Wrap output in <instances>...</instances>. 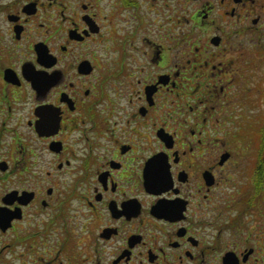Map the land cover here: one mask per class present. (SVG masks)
Wrapping results in <instances>:
<instances>
[{"label": "flooded vegetation", "instance_id": "flooded-vegetation-1", "mask_svg": "<svg viewBox=\"0 0 264 264\" xmlns=\"http://www.w3.org/2000/svg\"><path fill=\"white\" fill-rule=\"evenodd\" d=\"M262 38L264 0H0V264H264Z\"/></svg>", "mask_w": 264, "mask_h": 264}, {"label": "rangeland", "instance_id": "rangeland-1", "mask_svg": "<svg viewBox=\"0 0 264 264\" xmlns=\"http://www.w3.org/2000/svg\"><path fill=\"white\" fill-rule=\"evenodd\" d=\"M260 47L259 54L255 57V62H253V69L255 70L254 75L252 77V81L249 84H254L257 86L259 91V96L264 95V39L262 38L258 47ZM251 68V66H250ZM260 112V122H264V111L261 108V104L259 106Z\"/></svg>", "mask_w": 264, "mask_h": 264}]
</instances>
